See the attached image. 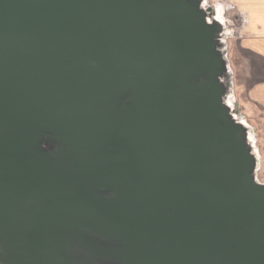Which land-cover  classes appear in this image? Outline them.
I'll list each match as a JSON object with an SVG mask.
<instances>
[{"label":"water","instance_id":"95a60500","mask_svg":"<svg viewBox=\"0 0 264 264\" xmlns=\"http://www.w3.org/2000/svg\"><path fill=\"white\" fill-rule=\"evenodd\" d=\"M203 2L0 0V264H264Z\"/></svg>","mask_w":264,"mask_h":264},{"label":"crops","instance_id":"0c3cea01","mask_svg":"<svg viewBox=\"0 0 264 264\" xmlns=\"http://www.w3.org/2000/svg\"><path fill=\"white\" fill-rule=\"evenodd\" d=\"M213 7L220 11L215 19L222 23L225 36L226 26L231 40L242 115L259 122L257 114L264 113V0H214Z\"/></svg>","mask_w":264,"mask_h":264},{"label":"rangeland","instance_id":"374dc122","mask_svg":"<svg viewBox=\"0 0 264 264\" xmlns=\"http://www.w3.org/2000/svg\"><path fill=\"white\" fill-rule=\"evenodd\" d=\"M203 7L205 10L215 9L214 6V0H203ZM220 8L222 6H219ZM216 10V15H219L220 11L218 9ZM214 13L213 17H217ZM209 14H211L209 12ZM211 19V18H210ZM211 21V20H210ZM225 33L226 36H223V44L226 53V58L228 60L229 64V78L223 79L224 83L230 84L231 79V85L229 86V91L227 93L226 97V104L230 107L234 118L237 121H240L242 125L247 129L248 134V142L252 148V151L256 155L257 165L255 170V177L257 181L261 184H264V113L259 112L257 114L258 121H252V120H246V118L243 117L241 112V95L237 91V88L235 86V80H234V66L232 65L231 55H230V46H231V40L227 36V28L225 26ZM240 98V101H239Z\"/></svg>","mask_w":264,"mask_h":264},{"label":"trees","instance_id":"16d2710c","mask_svg":"<svg viewBox=\"0 0 264 264\" xmlns=\"http://www.w3.org/2000/svg\"><path fill=\"white\" fill-rule=\"evenodd\" d=\"M231 60H232V59H231ZM231 62H232V63H233V62L235 63V61H233V60H232ZM235 64H236V63H235Z\"/></svg>","mask_w":264,"mask_h":264},{"label":"built area","instance_id":"2783aa9c","mask_svg":"<svg viewBox=\"0 0 264 264\" xmlns=\"http://www.w3.org/2000/svg\"><path fill=\"white\" fill-rule=\"evenodd\" d=\"M216 15V14H215ZM213 18H215V17H213Z\"/></svg>","mask_w":264,"mask_h":264}]
</instances>
